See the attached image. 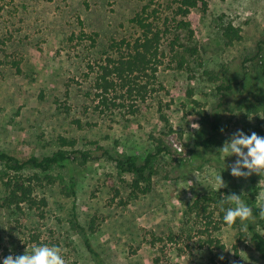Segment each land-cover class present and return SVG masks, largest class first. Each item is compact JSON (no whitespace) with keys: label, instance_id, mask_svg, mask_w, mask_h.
Segmentation results:
<instances>
[{"label":"rangeland","instance_id":"rangeland-1","mask_svg":"<svg viewBox=\"0 0 264 264\" xmlns=\"http://www.w3.org/2000/svg\"><path fill=\"white\" fill-rule=\"evenodd\" d=\"M149 1L0 0V149L21 158L72 149L62 137L76 139V147L84 150L106 146L142 157L164 137L171 149L156 158L152 189L137 198L129 195L133 173H120L108 157L79 159L48 171L26 169V175L54 177L36 185L35 193L45 196L48 206L45 216L27 205L22 211L0 210V264L9 255L26 254L27 248L31 252L33 245L60 247L67 264H98L86 238L108 264H264L240 226L223 224L217 230L216 221L208 224L204 213L198 214L206 200L200 201L198 212L190 206L226 188L218 190L215 177L221 171L214 161L190 159L195 139L208 136L210 120L220 124L213 153L238 130L264 137L261 117L230 102L222 105L220 81H210L204 73L205 68L214 69L223 79L238 80L247 70L264 75V52L259 54L264 0H210L207 12L194 9L189 18L200 59L192 61V69L170 65V33L164 39L167 62L159 71L166 89L155 92L137 114L101 112L87 94L93 75L89 63L100 58L113 38L139 34L132 19ZM155 1L164 16L171 21L176 17L173 0ZM225 21L241 28L240 40L227 43ZM82 30L97 33V44L86 38L71 40ZM160 102L170 104L165 112L172 132L167 133ZM224 160L233 165L237 157ZM261 179L252 174L237 181L243 192H259L264 189ZM5 194L0 178V197ZM211 237L213 243L208 242Z\"/></svg>","mask_w":264,"mask_h":264},{"label":"trees","instance_id":"trees-1","mask_svg":"<svg viewBox=\"0 0 264 264\" xmlns=\"http://www.w3.org/2000/svg\"><path fill=\"white\" fill-rule=\"evenodd\" d=\"M150 0L144 4L132 21L139 30L137 36L113 38L99 59L89 63V75H92V85L87 94L96 101V109L101 112L121 111L124 114H137L142 110L143 103L157 91L165 90V85L159 79V71L164 65L167 57V49L164 47L165 37L171 33L169 38V53L171 54L170 65L175 63L178 69H192V61L200 59V46L196 42V32L192 20L189 18L194 9L207 12L210 0H173L175 3V16L172 21L168 15L164 16L161 3ZM242 30L233 21H225L223 25V36L228 44H232L242 38ZM75 38L90 39L92 45L97 44V33L82 32ZM264 52V37L259 42V54ZM200 66L203 62H198ZM18 66V65H17ZM19 70L21 68L19 67ZM210 81L220 83L217 90L221 96V104L227 102L236 104L240 108L247 109L250 113H257L261 117L260 124L264 131V75L251 74L245 71L240 80L236 77L223 79L214 69H204ZM189 95H194V89H189ZM159 111L161 117L167 123L168 131L174 130L170 118L165 112L164 102H160ZM77 122H80L78 119ZM205 126L202 127V129ZM208 136L195 139L190 148L191 161L200 157L214 161L216 167L221 171L227 187L224 193L218 192L206 195L193 202L191 209L197 212L200 208V201H207L202 205L203 209L198 214L205 215L208 224L216 221L213 226L219 230L224 223V212L220 210V202L227 195L233 193L240 195L242 200L253 209L254 221H247V231H242L243 236H248L255 249L264 258V219L259 218V210L256 208V196L258 190L243 192L237 181V177L231 174V165L221 159L220 152L213 153L216 145L217 132L220 124L217 119L210 120ZM64 145H72V149L60 148L52 154L39 156L32 154L27 158H21L4 149H0V164L4 166L0 178L6 189V194L0 197V210L4 208H16L24 210L25 206L40 210L41 216H45L48 200L45 196L39 197L36 192V185L45 179L53 182L54 177L50 174L46 178L34 173L26 175L25 170L35 168L48 171L54 167H68L74 161H89L100 157L112 159L120 173H133L134 179L131 182L130 198H137L140 194L148 193L152 189L153 176L156 172L155 161L162 153L170 152L164 137L156 139L155 149L149 151L145 157L138 154H125L114 152L110 147L99 146L96 149H81L76 147V139L61 138ZM212 152V153H211ZM211 155L208 157V155ZM181 160H185L184 157ZM76 179L71 181V188L75 192ZM119 192V190H118ZM212 204V205H211ZM201 207V208H202ZM225 209L234 205L225 204ZM236 225L244 228L245 225L237 219ZM217 240V239H216ZM213 237L208 242L213 243ZM86 245L91 253L95 255L98 264H108L102 255L93 247L89 238H86Z\"/></svg>","mask_w":264,"mask_h":264},{"label":"clouds","instance_id":"clouds-1","mask_svg":"<svg viewBox=\"0 0 264 264\" xmlns=\"http://www.w3.org/2000/svg\"><path fill=\"white\" fill-rule=\"evenodd\" d=\"M196 128V124L192 125ZM246 150V151H245ZM221 159L235 155L237 160L231 165V174L237 178H248L252 174H256L262 179L259 185H264V137L252 132L246 135L243 131L238 130L230 140L225 141L222 148L219 149ZM247 169V171H244ZM218 190L227 187L221 174L215 177ZM225 204L234 205L225 209ZM256 208L259 210V218L264 219V189L258 192L256 196ZM220 210L225 214L223 216L224 223L231 228L240 220L245 227L242 231H247L246 222L254 221L253 209L248 206L240 195L235 193L227 195L220 202ZM224 259L223 256L220 257ZM3 264H67L63 258L62 249L58 246L33 245L31 252L28 248L26 254L19 256H11L3 259Z\"/></svg>","mask_w":264,"mask_h":264}]
</instances>
